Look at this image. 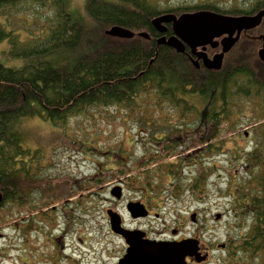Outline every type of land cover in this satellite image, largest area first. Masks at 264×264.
Returning <instances> with one entry per match:
<instances>
[{"label": "trees", "instance_id": "1", "mask_svg": "<svg viewBox=\"0 0 264 264\" xmlns=\"http://www.w3.org/2000/svg\"><path fill=\"white\" fill-rule=\"evenodd\" d=\"M120 1L122 3L87 0V12L105 30L119 25L130 29L135 35L131 38L108 35L114 39V43L81 56L71 70L47 62L22 69L0 63V209L6 206L11 197L24 191L22 184L27 178L22 176L25 171L21 172L23 167L18 165L20 162L17 158L27 151L21 145L19 135L7 130L12 120L38 116L54 125H65L68 119L85 113L91 105L106 109L117 105L134 107L138 95L142 96L143 101L153 104L154 109L169 107V115L173 114L171 117H176L180 123L165 120L163 124L170 125H164L165 128L159 130L156 124L162 125L157 117L161 113L154 112L150 125L154 128L152 137L141 139L147 148L156 146L157 161H160L157 166L163 167L158 174L162 178L158 180L140 176L137 179L143 192L147 190L150 197L161 199L163 195L169 198L173 196L172 193L178 195L189 188L180 176L171 177L168 183L164 182L166 174L176 175L183 167L182 162L168 161L165 152L170 146L168 141L178 139L177 135L183 132V125H199L202 122L196 110L194 113L190 111L196 105L187 99V95H211L217 91L216 88L221 87L224 99L229 98L233 102L236 97L252 95L261 96L264 100V70L259 69L255 62V47L245 40L239 41L227 54L222 69L205 73L192 65L185 54L164 44H157V38L162 34L152 25L155 16L166 11H222L218 3L200 1L184 7L163 9L151 0ZM25 29L31 32L30 35L43 36L35 42L23 44L20 42V30ZM84 31L85 25L75 20L66 9V0H0V42L10 39L14 45L10 51L13 56L23 57L56 48H76L82 42ZM140 32H147L149 38L142 37ZM171 33V26L168 25L165 34L169 36ZM178 91L186 95L185 98L176 96ZM150 94L152 96L148 100ZM141 118L144 125L145 120L143 116ZM226 119H229V115L221 116L219 112L206 114L204 124L207 138H214L217 131L214 128L227 123ZM219 131L221 133L223 129L220 127ZM220 137L217 136L218 139ZM243 158L244 166L247 167L245 171L252 174L260 188L259 192L252 195L253 209L258 208L264 214V145L251 148ZM96 177L88 181L89 186L81 187L77 201L79 205L82 199L88 197L87 192H91V195L101 194L99 187L104 181ZM200 182L202 184L203 180ZM198 183L195 188L199 187ZM30 193L34 192L31 190Z\"/></svg>", "mask_w": 264, "mask_h": 264}, {"label": "rangeland", "instance_id": "2", "mask_svg": "<svg viewBox=\"0 0 264 264\" xmlns=\"http://www.w3.org/2000/svg\"><path fill=\"white\" fill-rule=\"evenodd\" d=\"M110 1L122 3L120 0ZM151 1L163 9L184 7L200 1L214 2V0ZM215 1L230 6L232 3L245 0ZM86 6L87 0H66V9L75 20L81 21L85 25L82 42L76 48H56L43 53L18 57L10 54L14 45L10 39H5L0 42V63L14 69H22L47 62L71 70L81 56L92 54L114 43V39L106 34L102 25L89 16ZM25 31L20 30V42L23 44L35 42L43 36L39 34L30 35L31 32L26 29ZM16 33L18 34V31ZM151 96L150 94L148 100ZM176 96L185 98L186 95L178 91ZM187 99L196 105L200 101L197 95H187ZM135 102L134 107L117 105L108 107V109L91 105L85 113L68 119V124L65 125H54L38 116L21 117L8 123L7 130L19 135L21 145L27 151L17 157L20 162L18 165H22L21 172L25 171L24 176L35 177L30 187L35 190L32 200L35 199L37 207L42 208V203L46 208L48 205H60L65 202L66 207H61L55 212L64 218V215L68 214V209L75 207L72 205L75 201L77 202L81 187L90 185L88 177L94 179L99 176L102 178L103 172L107 171L105 163L108 159L105 152L108 150L106 148L108 145L115 148L124 142L125 147L120 148L123 157L120 160L133 168L137 158L141 155L143 140L151 138V134L154 132V128L150 126L151 117H153L151 114L154 112L161 113L157 117L160 118L158 122H162V125L156 124L159 130H163L164 125H170L163 124L165 120L170 123L176 121V117H171L173 114L169 115L170 112L167 110L170 109L169 107H163L161 110L154 109V105L143 101L140 95L136 96ZM106 110L110 114L106 113ZM256 111L258 112L252 111L251 113L246 108L239 113L234 109L229 115V119H226L227 123L235 125L236 134L231 139L230 136L234 130H225L224 128L220 140H227V144L221 147V152H217L215 160H212L214 166L201 184L204 188H199L203 191L194 193L185 190L178 195L172 193L173 196L169 198L164 195L161 199L156 196L152 197L156 203L151 202L153 206L151 215L133 222L126 208V200L141 198L149 203L151 198L148 196L147 190L142 191L143 188L139 180L128 178L129 182L125 185L123 192L124 197L120 200L115 198V202L112 203L116 205V211L121 215L123 213L126 223H137L155 237H160L162 233L171 235L170 230L175 228H179L178 233L181 236H186L192 234L193 230L197 229L201 223L204 226L201 232L202 240L211 247H215L216 243L225 242L230 236L238 235L240 232L237 227L238 219L241 221L253 219L252 211H248V209L253 210V207L245 209L241 205H248L250 204L249 201L252 203V198L249 199L245 195L247 194L245 183L251 180L250 175L252 174L246 172L247 167L244 166L243 157L251 149V141L254 138L251 132L254 129L264 130V111L262 113L260 110ZM141 116L145 120L144 125ZM178 123H180L179 119L175 124ZM256 124L258 125L255 126ZM145 125L150 127L147 128ZM246 131L249 132L247 137L244 135ZM257 133L256 130L254 135L259 136ZM184 135L183 131L179 137ZM175 160L174 158L168 159V161ZM138 164L143 165L142 163ZM156 167L158 173L163 170L159 164ZM102 179L105 184L99 187L101 194L91 195V192H87L88 197L82 199L80 205L77 203L76 209L70 213L74 225L73 231L67 235L65 240L69 247L65 253L73 255L74 252L77 259L76 264H112L124 249V240L110 232L107 215L110 199L113 196L110 193V187L118 180L115 178ZM160 179L158 177V180ZM168 180L170 178H165L164 182L168 183ZM72 181H77L76 191L69 195V188L73 185L70 183ZM181 181L185 184L189 183V180L183 176H181ZM252 184L255 187L257 181L253 180ZM64 194H67V198L73 197L70 201L63 200L64 197L59 198L60 195ZM30 209L31 207H25L22 216L25 214L27 220L21 224L26 228V237L29 238V241L26 239L23 241V238H20L22 233L19 234L17 229L7 226L9 221L8 210L6 207L0 209V264H39V262L44 264L39 259L40 255L33 256V253H41V250L44 252L53 251L50 243L46 239L43 240L40 234L34 230L37 218L32 219L30 217L33 211ZM194 211L199 213L196 223L192 222L190 218ZM218 214H220L219 219L217 218ZM60 231L61 229L58 228L53 229L52 232L54 235ZM215 252L220 253L218 250Z\"/></svg>", "mask_w": 264, "mask_h": 264}, {"label": "flooded vegetation", "instance_id": "3", "mask_svg": "<svg viewBox=\"0 0 264 264\" xmlns=\"http://www.w3.org/2000/svg\"><path fill=\"white\" fill-rule=\"evenodd\" d=\"M220 6H222V11H215L219 15H231V16H241V15H259L261 11H264V0H245V1H239L236 3H232L230 6H226L218 1H216ZM208 11L210 9H199L196 11H177V12H163L159 15L163 14H174V15H181L185 12L187 13H193L197 11ZM261 15H264L261 14ZM170 25L172 29V23L167 24V26ZM173 34L172 33L170 35ZM237 32L234 33V36H236ZM227 34H223L222 36L215 39V42L218 43L217 46H212L211 44L206 45L205 52L209 58H212L214 55L220 53L222 51V39ZM245 40L250 45H253L256 50V56L257 60L255 62L258 64V68L264 70V60L260 58L259 52L262 48H264V16L262 17V20L260 24L257 26L250 28V29H244L240 33L239 39L236 41L232 49L235 47V45L241 41ZM202 47L198 48V51H200ZM232 49L230 51H232ZM229 51V52H230ZM225 53V56L223 58V64L226 59L227 54ZM185 56L189 59V61L193 64L194 60H198L199 67L198 69H202L205 72L212 71V68H209L205 65L204 59L197 54H193L190 52V49L187 48L185 52ZM235 79V78H234ZM239 79V78H238ZM236 80V79H235ZM207 96V97H206ZM253 96V95H252ZM243 97L239 96L235 98V101L233 102L231 99L226 98L224 99L223 94L221 92V87H218V90L213 94H197V98L200 100L199 104L195 106L194 109H191V112H195L201 115V123L198 124H185L183 125V131L184 136L179 137L177 135V140L168 141L170 144L168 150L165 152L168 155V159H176L175 163H181L183 167L180 169L178 174H168L166 176L176 177V176H183L185 179L189 180V183L186 184L191 192H200L203 191L200 180H203L208 177L210 174L212 167L214 166L212 160H215V156L217 155V152H221V147L223 145L227 144L226 141H222L217 138L221 136L222 132L220 133V127L224 130H234V132L231 133L230 138L233 139L235 136V125H230L229 123H223L226 125H218L214 129H216V133L214 134V138L208 137L206 133V127L204 124V116L206 114L212 115L213 112H219L221 116L225 115H231L234 109L237 112H243L246 108L249 109V111H255L257 113L260 110L264 111V100L261 96L256 97ZM245 103L244 105L242 103ZM234 106V107H233ZM231 112V113H230ZM259 112V113H260ZM262 124V123H261ZM260 124V125H261ZM256 124L255 126H257ZM257 130V134L259 136H255L254 132ZM253 135V140L251 141L252 145H250L251 148H260V146L264 145V130L260 131V129H254L253 132H251ZM244 135L247 137L249 136V132L246 131ZM144 143V142H143ZM157 144V142H154ZM125 145H120L116 149H108L105 153L107 154L108 161L105 163L106 172H103V176L105 179L108 178H115L118 181L110 187V193H113V190L115 187L120 186L122 190V199L124 197V190L125 185L128 183L127 178H141L147 177L150 179H157L159 176L157 171V159H158V151L156 150V146H152L151 148H147L144 145H142L141 155L136 160V165L132 167H128V164L122 162L120 159L123 158L120 153V148H124ZM209 147L208 149H206ZM252 154V153H251ZM209 160V161H207ZM211 161V162H210ZM209 162V163H208ZM142 163L144 166L142 168H138L137 164ZM208 165V166H207ZM150 169V172L147 173V171ZM25 177V176H23ZM30 175L27 176V180H25L22 184L24 191H19L18 195L15 197H11L7 204L6 208L8 210V225L9 227H12L14 229H17L20 233H22L20 238L26 239V241H29V238L26 237V228L23 227L21 224H23L27 219L25 214L22 216V213L25 211V207H31V211L33 209H36L31 212L30 217L37 218L36 226L34 227V230L40 234V236L43 238V240H47L48 243H50L53 251L52 252H44V250H41V253H33L34 255H40V260L44 264H76V257L73 255L65 253L66 250L69 248L67 244L65 243V240L67 238V235H69L73 231V225L74 220L72 218V215H70L71 211L76 209L77 202H74L75 206L72 209H68V214L64 215V218L61 217L59 214L55 213L57 210L61 207H66L65 202L61 203L60 205H51L44 208V204L42 203V208L37 207L35 204V199H31L30 196V190L32 189L30 187L32 183V178H29ZM90 178V177H88ZM251 180L246 182L245 190L247 191V194H245L247 197L252 198V195L255 192H259L260 188L256 184L255 187H253L252 184V175H250ZM199 182V183H198ZM73 184L69 188V195H72V193L76 191V185L77 181L70 182ZM199 184L198 188H195L196 184ZM104 184L100 185L103 186ZM195 188V189H193ZM202 188V189H199ZM13 190V189H11ZM27 195V196H26ZM113 195V194H112ZM234 196V194H232ZM67 196V194H64V197ZM63 195H60L59 198H62ZM73 196H69V198H65L63 200H71ZM151 201L148 203L145 199L137 198V199H128L126 200V205L128 202H141L143 203L147 209L149 210V213L152 211L151 208H153L152 203H156V200L154 198L150 197ZM119 199V200H120ZM254 199V198H252ZM43 202V201H42ZM115 202L114 195L110 199V205L108 209H114L117 210L116 205L112 204ZM250 204H243L241 206H244L245 209L247 207H253V203L249 201ZM114 206V207H113ZM240 206V207H241ZM264 209V207H263ZM249 212H251L253 215V219L249 218L247 220L241 221V219H238L237 227L240 229V232L238 235H233V237H229L228 240L222 243H216L215 247H211L209 245H206L201 237V232L203 231L204 226L198 225L197 229L193 230L192 234H188L186 236H181L179 232V228H175L170 230L171 235H166V233H162L160 237H155L150 234L148 230H145L146 236L148 238H157L159 240H181L184 238H192L198 240L199 249L196 254L193 256H187L186 260L188 264H264V214H262V210L256 208L253 210L248 209ZM16 213V214H15ZM21 214V216H20ZM20 216V217H19ZM191 220L192 222L197 221V217L199 216V213L194 211L192 212ZM15 217H18L15 219ZM39 218V219H38ZM123 225L126 227L132 228V229H142L140 225L135 224H129L125 222V219L123 217ZM217 218H220V214L217 215ZM133 222H136L143 218H131ZM30 220V219H28ZM60 228L61 231L57 234L53 235V229ZM116 236V235H115ZM118 236V235H117ZM26 237V238H25ZM122 240H124L121 236ZM13 245V244H11ZM22 250V249H21ZM127 250V244L124 241V249L120 253V255L116 258V260L112 263H117L121 258L124 257ZM215 250L220 251V253L215 252ZM36 252V251H34ZM64 254V255H63ZM34 258V257H32ZM75 259V260H74ZM40 264V262H39Z\"/></svg>", "mask_w": 264, "mask_h": 264}, {"label": "water", "instance_id": "4", "mask_svg": "<svg viewBox=\"0 0 264 264\" xmlns=\"http://www.w3.org/2000/svg\"><path fill=\"white\" fill-rule=\"evenodd\" d=\"M263 13L264 11H261L259 15L230 16L201 10L183 13L180 16L159 15L152 19V25L160 33H165L167 31L166 24L172 23L174 34L169 37L163 34L157 38L158 45L164 44L179 53H184L188 46L191 53L204 59L207 67L219 70L223 65L225 53L234 46L241 31L260 24L264 16L261 15ZM235 32H237L236 36H234ZM106 34L120 38H131L135 35L130 29L119 25L107 29ZM223 34L227 35L221 41L222 51L209 58L205 52V46L208 44L217 46L218 43L215 42V39ZM139 35L149 38L146 32H140ZM199 47H202L200 51H198ZM259 55L264 60V48L260 50ZM193 63L199 67L198 60H194ZM113 194L120 198L121 187H116ZM127 210L133 218L148 215V209L141 202H129ZM107 213L111 230L123 236L128 244L126 254L116 264H188L187 256H193L199 249L197 239L157 240L147 238L144 230L125 228L122 224V217L117 211L109 209Z\"/></svg>", "mask_w": 264, "mask_h": 264}]
</instances>
